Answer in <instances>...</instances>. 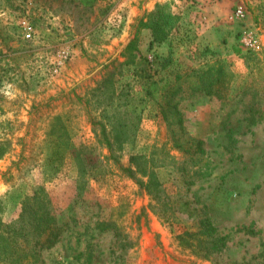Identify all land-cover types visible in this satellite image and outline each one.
I'll return each mask as SVG.
<instances>
[{"label":"rangeland","instance_id":"1","mask_svg":"<svg viewBox=\"0 0 264 264\" xmlns=\"http://www.w3.org/2000/svg\"><path fill=\"white\" fill-rule=\"evenodd\" d=\"M165 4L177 21L158 44L145 24ZM132 40L140 62L126 51ZM251 54L261 70L247 68ZM216 59L234 72L225 100L191 91V70ZM144 61L164 97L143 98ZM244 83L260 95L242 96ZM113 87L122 89L128 116L139 103L142 117L135 140L114 149L116 159L91 124ZM169 89L177 91L171 100ZM251 104L258 116L248 112ZM177 111L184 131L203 141L206 156L195 165L211 170L190 187L177 168L194 162L172 144ZM52 123L83 147L82 177L70 152L46 135ZM0 145V223L16 220L40 186L61 228L58 243L42 253L45 264H264V0H99L90 8L0 0ZM136 154L163 164L157 174L172 207L167 216L129 176ZM185 206L194 209L190 216ZM204 215L228 235L222 253L208 259L176 238ZM251 224L257 234L240 230Z\"/></svg>","mask_w":264,"mask_h":264},{"label":"trees","instance_id":"2","mask_svg":"<svg viewBox=\"0 0 264 264\" xmlns=\"http://www.w3.org/2000/svg\"><path fill=\"white\" fill-rule=\"evenodd\" d=\"M77 1L79 5L84 8L92 7L99 0H73ZM177 17L170 12L168 6L157 5L155 10L149 15L145 27L151 30L153 42L161 44L164 43L169 34L176 25ZM126 51L130 52L131 62L136 59L141 61L143 59L132 40L126 47ZM254 59L256 62L254 63ZM247 68L253 71L252 67H260L261 62L257 55L251 54L244 57ZM253 64V65H252ZM138 71L144 75L140 78L143 83V98L154 99L158 92L163 96V88L158 87V81L152 80L147 75V67L144 61L143 65L139 63ZM192 85L191 91L197 93H204L206 95L215 96L219 100H225L229 91L234 85V72L231 70L230 64L221 59H216L211 63H205L198 69H192ZM242 96L251 95L252 100L256 95H260L257 87L244 83L240 88ZM166 95L170 98L177 93L175 89L166 91ZM124 96L122 89L117 90L112 88L108 93L107 98L100 107L99 121H92V125L99 126V132L94 133L97 142L108 150V157L116 159L114 149L122 147L124 144L135 140L136 130L141 121V113L137 112L139 103L133 107V116H128V102L122 101ZM143 98L136 102L142 101ZM128 111V112H127ZM248 112L252 117L258 116L261 111L254 108V104L248 106ZM177 120L179 134L173 135L172 144L175 149L180 151L183 155H187L189 161H193V165H179L177 170L182 173L184 184L187 187L194 185L197 181L208 177L211 173L209 165H195L201 163L206 156V150L203 147V141L189 136L185 131L182 123L180 113ZM52 120H59L54 117ZM56 124L50 125L49 131L46 135L50 136L56 144L61 148L59 150L69 151L70 155L76 161L78 174L82 177L87 172L86 160L81 156L83 147H75L71 145V141L66 133L62 130L55 129ZM59 152V151H58ZM5 151L0 145V157L4 155ZM195 159V160H194ZM153 159L148 155L136 154L129 158L130 168L127 172L130 177L135 179V182L142 189H145L149 195L163 206L160 209L159 215L167 216L168 211L172 209L168 198L165 197V190L163 183L160 181L157 169L163 164L157 165L153 163ZM188 206V204H187ZM194 209H189L185 206L184 212L190 216ZM165 218V217H164ZM170 218V217H168ZM241 227L240 230L245 229L250 234H257L252 228ZM61 236V228L57 224L56 217L53 214L49 199L42 187H35L32 195L26 198L21 203V211L18 218L11 223H0V263L2 264H45L42 256L43 251L53 248L59 241ZM177 240L180 244L185 245L193 254L198 257L208 259L212 256H219L226 248L228 242V235L223 234L212 223L210 217L204 215L197 219L194 228L184 229L182 233L177 235Z\"/></svg>","mask_w":264,"mask_h":264},{"label":"built area","instance_id":"3","mask_svg":"<svg viewBox=\"0 0 264 264\" xmlns=\"http://www.w3.org/2000/svg\"><path fill=\"white\" fill-rule=\"evenodd\" d=\"M26 37L29 38L30 37V34L28 33L26 35ZM241 41L245 45L246 48H251V46H252V39L250 38L249 35H243Z\"/></svg>","mask_w":264,"mask_h":264}]
</instances>
